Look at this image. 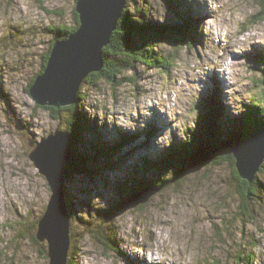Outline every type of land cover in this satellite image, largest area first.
I'll use <instances>...</instances> for the list:
<instances>
[{"label":"rangeland","instance_id":"1","mask_svg":"<svg viewBox=\"0 0 264 264\" xmlns=\"http://www.w3.org/2000/svg\"><path fill=\"white\" fill-rule=\"evenodd\" d=\"M194 1L191 3L193 8L192 16L195 19L197 18L199 26L207 15V12L206 8L201 7ZM36 2L41 5L45 17L37 23H29L24 19L22 10L18 9V0H0V100H3L7 105V114L9 116L8 127L11 129L12 135L21 137V143L18 145V148L28 154L27 164L32 169H35L34 173H27L30 180L29 187L44 190L42 196L39 191L37 192V195L40 196L38 202L25 201L19 205L15 201L0 202V216L3 217V219H0V264L50 263L49 258H45L41 253L43 245L46 246V244L33 243L32 237H36V228L49 204L51 189L46 178L40 175L39 170L29 159L31 148L28 145L27 139L33 138L35 141H41L42 139L32 129L33 119L36 121L35 127L37 129L47 128L51 131L53 128L58 129L60 124L52 117L50 110L33 103L30 98L29 86L43 69L44 57L48 53L51 43L57 39L53 31L60 26H73L76 24L74 9L76 8L77 0H36ZM244 2L254 9L255 15L252 17V23H255L261 12L260 6L253 0H244ZM45 3L48 4V7H44ZM58 3H63L64 6L57 7ZM181 8L182 11L187 9L185 6H181ZM167 10L168 15L165 22L169 23V20L173 18L172 14L174 11H171L168 7ZM174 18L173 22H180L177 17ZM45 20L47 23H45ZM203 39V36L200 34L196 44H202ZM173 45H176L175 41L171 44V47L164 44L160 49V54L170 55L174 47ZM195 51L193 46L179 51V54H177L178 59L176 62H173V66L169 72L140 64L136 70L118 75L117 79H124V82L121 81L122 84L116 87L106 82L100 83L95 88L83 84L82 88L85 89V93L88 95L86 100L90 98V94L103 93L106 95L108 90H111L113 96H115L120 89H126L131 85H136L138 90H140L144 87L143 80L145 78L150 79L152 76H167L169 79H173L174 77L182 78V73L179 69L175 73H173V69L177 68L178 61L190 62V57H192V53ZM259 54L264 55V47L259 45H253L251 52L243 54V58H246L250 64L247 68V73H250V75L245 76L249 81L245 85V89L250 105L253 103L258 104L261 95V99H264V95L262 94L264 87L261 84V80L264 78V68H259V65H262V63L252 59L253 56ZM198 58L199 52H196V56L193 59ZM239 58L241 57H234V59ZM236 64L239 66L240 61H237ZM210 74L216 77L217 80L220 91L218 99L221 101L224 99L223 81L216 72H209L206 80L200 81L203 91L200 93V99L196 105L199 112L197 126L200 116L212 114V108L207 104L205 105V102L211 96L210 89L214 90L209 81ZM236 74L239 75L241 73L237 71ZM8 82L19 86L18 90L22 92L21 101L32 110L31 115L26 121L20 119L12 105V100L8 95ZM263 103L264 101H261L260 106L264 109ZM246 106L249 105L245 104L244 107ZM224 108L226 107L224 106ZM245 109L247 111V108ZM192 110L195 111L194 105ZM243 114L239 117L241 118ZM227 116L231 119L239 118L231 116L228 109ZM259 119L264 123V118ZM153 121L157 122V133L155 136H150L151 141L147 144L146 148H144L146 144L142 146L134 144L132 146L135 155L130 156L126 165L122 164V170L108 172L106 167H104L103 171H100V176L93 177L80 174L68 181V204L73 219L72 247L69 262L72 259L74 264H82L81 257L84 254L82 249L89 243V240L86 239L87 236L96 245L101 246L105 254L111 252L122 258L125 264H145L141 259L126 254L127 248H130L131 245H127L125 250L119 248L118 229L114 224L107 221L122 211V202L130 197L122 195L113 189V187L116 188L113 182L119 178L129 176L128 173L135 165L136 160L146 155L153 156L160 152L154 141L156 136L162 132L165 120L159 113L153 110V118L146 122L147 127ZM224 123H227L226 120ZM228 123L225 125H228ZM99 128L103 133L111 135H116L118 132L126 133V131L119 128H109L107 124ZM230 128L232 127L228 125L227 128L221 130L220 134L224 136L228 130H231ZM142 130L138 126L137 131L133 134ZM177 142L181 141L175 137L174 133L173 144ZM4 147L5 145L0 142V155L3 154L2 150ZM9 167L11 168V166ZM4 174L5 169L2 160H0V184L4 183ZM9 175H15V173L10 172ZM234 175V170L228 164L203 166L198 173L173 184L172 189L158 193L151 197L147 203L131 207L126 211L136 216L137 222L146 221L154 215V210L164 211L161 205L166 203L169 198L175 197L180 203L185 204L186 207H195L197 209V214L192 218L191 223L198 226V230L197 228H193L189 237L190 245L194 243L196 250L201 253L196 264H237L239 262L238 258L241 255L243 257L250 255V264H253L255 254L250 252L249 249L255 247L260 241L255 239V235L249 230L248 225L251 224L257 232L264 233V195H260L261 198H255L251 201L252 211L243 216L240 214L241 202L235 186ZM255 176L260 179L259 183L260 181L264 183V169L261 173L258 171ZM97 197L107 205L106 209L110 210L109 217L106 219L107 221H103L100 211H97L98 217L95 219H85L83 216L73 217L85 209L91 212V201ZM175 207L178 209L179 204ZM200 208L204 209L206 215L202 216L199 213ZM237 232L239 233L238 237L236 236ZM106 235L109 238L105 241L109 244L110 240L112 242L115 241L112 249L107 248L99 242L105 239ZM229 240L232 241L231 245L228 243ZM25 241L27 243H24ZM240 241H243V243H239Z\"/></svg>","mask_w":264,"mask_h":264},{"label":"clouds","instance_id":"2","mask_svg":"<svg viewBox=\"0 0 264 264\" xmlns=\"http://www.w3.org/2000/svg\"><path fill=\"white\" fill-rule=\"evenodd\" d=\"M187 2L191 4L193 0ZM195 2L206 8L207 12L197 29L204 39L202 44L193 46L196 51L192 53L190 62L178 61L177 68L173 69V73L179 69L182 78L152 76L143 80L144 87L140 90L136 85H131L126 89H120L115 96L111 90H108L106 95L90 94L81 111L86 113L89 119L96 121L98 127L107 124L109 128L115 127L135 133L138 126L141 130L147 127L146 122L153 118L155 110L165 120L162 132L154 141L161 152L172 147L174 133L179 141L191 144V133L195 132L199 118L196 105L203 91L200 81H205L207 74L213 71L224 83L222 103L230 111L231 116L239 117L246 111L244 105L250 104L245 89L249 81L245 76L250 75L247 73L250 64L243 58V54L251 52L253 45L264 47V19L252 23L254 9L244 0H195ZM132 5L137 8L143 5L148 8V14L145 15L143 10L134 14ZM56 6L63 7L64 4L58 3ZM44 7H48V4L45 3ZM126 8L129 9L126 15L137 24L152 20L162 25L168 15L165 0H124L121 13ZM18 9L22 10L24 19L29 23H37L45 17L41 5L36 0H18ZM189 43L193 45L191 42L184 45ZM157 44L171 45L158 41L146 45L143 49ZM196 52H199V58L193 59ZM237 61H240L239 66L236 64ZM259 68H264V64L259 65ZM237 71L241 74L237 75ZM7 88L17 115L22 121H26L32 110L21 101L22 92L18 90L19 86L8 82ZM193 105L195 111L192 110ZM258 113L264 118V110H259ZM8 124L7 105L0 100V142L5 145L3 154L0 155L5 169L4 183L0 184V202L15 201L18 205L25 201L38 202L40 196L37 192L39 191L42 196L44 190L29 187L27 173H34L35 169L27 164L28 154L18 148L21 137L12 135ZM35 124L36 121L33 119L32 129L43 138V141L58 132L55 128L51 131L47 128L37 129ZM170 171L175 170L168 168L159 179ZM10 172H14L15 175H9ZM49 195L52 199L54 193ZM177 204L178 209L175 207ZM161 207L164 211L154 210V215L146 221L137 222L136 216L125 209L107 221L118 229L119 248L125 250L127 245H131L127 248L126 254L141 259L145 264H196L201 253L196 250L194 243L190 245L189 237L193 228L198 230V226L191 223L197 209L186 207L175 197L169 198ZM106 208L107 205L97 197L91 201V212L85 209L73 217L95 219L98 217L97 211ZM199 213L202 216L206 215L203 208L199 209ZM0 219L3 217L0 216ZM248 228L255 235V239L260 241L249 249L255 254L253 264H264V233L257 232L251 224ZM236 236H239L238 232ZM86 239L89 243L82 249L84 253L81 257L82 264H125V261L115 254L111 252L105 254L103 248L92 242L90 237L86 236ZM228 243L231 245L232 241L229 240ZM239 243L242 244L243 241Z\"/></svg>","mask_w":264,"mask_h":264},{"label":"trees","instance_id":"3","mask_svg":"<svg viewBox=\"0 0 264 264\" xmlns=\"http://www.w3.org/2000/svg\"><path fill=\"white\" fill-rule=\"evenodd\" d=\"M253 1L261 9L257 20L264 19V0ZM165 4L174 13L172 14L173 18L169 20L170 22H165L162 25L152 20H145L143 24L134 23L131 21V17L126 15L129 11L126 8L119 20L117 29L111 37V43L104 48V69L100 73L91 74L85 80L84 85L95 88L100 83L106 82L116 87L122 84L121 81L124 82V79H117L118 75L136 70L140 64L169 72L173 62L178 59V52L194 46L200 34L197 31L199 27L197 18L195 19L192 16V4L185 0H165ZM181 6H185L187 9L182 11ZM131 8H133L134 14H138L143 10L144 14L147 15L148 9L143 6L137 8L132 5ZM74 15L75 25L60 26L53 31L57 38L55 41L66 39L76 32L79 27V18L75 9ZM140 15L143 18V13ZM174 17H177L180 22H173ZM55 41L51 43V47L44 57L43 69L39 74L46 68ZM158 41L169 44L175 41L176 45H173L172 53L168 56L160 54V49L164 44H157L143 49L146 45ZM188 42L193 45L190 43L184 45ZM252 59L264 64V55L262 54L255 55ZM209 81L214 90L210 89L211 96H209L205 105L207 104L212 108V114L200 116L195 132L191 133V144L177 142L164 152L160 151L153 156L146 155L136 160L135 165L128 173L129 176L115 180L113 184L116 188L113 187V189L127 197L142 191L157 190L158 193H162L172 189L173 184L198 173L203 166L228 164L235 173V186L241 202L240 214L246 216L252 211L251 201L255 198H261L260 195H264V183L260 181V184V179L257 176H255L252 183L240 177L235 167L236 161L232 148L243 138L264 129V123L259 119L261 117L258 113L259 110H264L260 106L261 101H264V99H261V95L258 104L253 103L245 107L247 111L241 118L231 119L227 116V109L224 108L222 101L218 99L220 91L216 77L210 74ZM261 84L264 87V78L261 80ZM262 94L264 95V89ZM87 97L85 89L81 87L76 104L63 108L45 107V109L51 111L52 117L60 124L59 128L69 131L72 135L73 163L68 172L93 177L100 176V171H103L104 167L108 172H118L122 170L121 166L126 165L130 156L135 155L132 150L134 144H137V146L146 144L144 147L146 148L147 144L150 143V136H155L157 133V122H150L146 129L136 134L132 132H130L132 134L118 132L116 135L103 133L97 126V122L89 119L87 114L81 111L84 107L82 102H85ZM225 120L227 123L229 122L228 125L232 128L223 136L220 134L221 130L228 127V125H225L227 123H224ZM168 168L175 171H170L159 179V176ZM263 169L264 164L259 172H263ZM109 186L112 187L113 185ZM109 213L110 210L108 209L100 211L103 221L109 217ZM106 236L105 239L99 242L112 249L115 241L110 240V245L105 241L109 238V236ZM32 242L38 243L36 237H32ZM41 253L45 258H48L45 245H43ZM238 259L237 264H250L251 257L250 255L245 257L241 255ZM69 264H74V261L71 259Z\"/></svg>","mask_w":264,"mask_h":264},{"label":"water","instance_id":"4","mask_svg":"<svg viewBox=\"0 0 264 264\" xmlns=\"http://www.w3.org/2000/svg\"><path fill=\"white\" fill-rule=\"evenodd\" d=\"M123 6L124 0H77L79 27L68 38L54 43L45 70L29 89L34 104L63 108L78 102L85 80L105 67L103 51L111 43ZM57 130L45 141L42 138L41 141L27 139V142L31 148L29 159L54 193L39 220L36 239L46 244L49 264H69L73 219L69 221L72 215L67 187L68 181L77 174L68 172L73 163L72 135L67 130ZM232 153L240 177L252 183L264 162V129L240 140ZM156 194L157 190L135 193L122 202L121 210L143 205Z\"/></svg>","mask_w":264,"mask_h":264},{"label":"bare ground","instance_id":"5","mask_svg":"<svg viewBox=\"0 0 264 264\" xmlns=\"http://www.w3.org/2000/svg\"><path fill=\"white\" fill-rule=\"evenodd\" d=\"M195 2V1H194ZM195 22V21H194ZM31 139H33V138H31ZM34 140V139H33ZM35 141V140H34Z\"/></svg>","mask_w":264,"mask_h":264}]
</instances>
